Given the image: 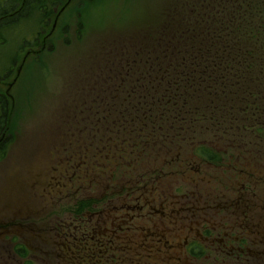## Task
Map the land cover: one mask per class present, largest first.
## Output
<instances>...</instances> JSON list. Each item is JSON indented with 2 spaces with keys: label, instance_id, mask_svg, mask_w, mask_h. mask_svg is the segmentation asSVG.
I'll list each match as a JSON object with an SVG mask.
<instances>
[{
  "label": "rangeland",
  "instance_id": "1",
  "mask_svg": "<svg viewBox=\"0 0 264 264\" xmlns=\"http://www.w3.org/2000/svg\"><path fill=\"white\" fill-rule=\"evenodd\" d=\"M5 1L0 0V4ZM238 1L69 0L54 26L55 15L47 22L41 20L38 8L25 18L0 28V92L7 95L10 109L9 120H5L7 128L3 127L0 134V144L7 137L13 139L0 159V264H67L68 250L63 244L65 234L72 236L76 228L77 221L72 210L80 198L98 196L106 186L117 183L120 180L118 177L124 175L125 171L138 170L134 164L136 161L138 165L156 167L160 166L157 161L171 160L180 153L186 158L192 157L190 144L185 150H180L175 145L176 141H170L168 148L164 149L157 146V138L150 150L142 146L148 154L143 156L144 161L139 160L141 150L132 151L127 159L114 157L111 150L118 147L120 142L108 139V126L95 122L94 111H88L90 117L85 115L83 120L78 121L81 115L76 108L79 87L82 90V82L85 81L93 82L97 87L103 86L112 74H106L107 70L114 68L125 73L123 69L133 63L132 59L149 57L150 54L144 51L146 49L141 48L148 50L150 43L164 42L173 46L175 40L170 36L179 38L177 33L184 36L192 34L193 39L186 36V41L215 39V45L223 47L231 41L223 30L231 25L232 22L227 19L237 11L234 4L237 6ZM244 2L246 16H256L264 21V12H261L264 0L241 1ZM54 13L57 14V11ZM220 15L225 18L220 20ZM79 21L82 25H79ZM244 32L243 28V35ZM258 38L255 48L264 50V33ZM237 44L246 46L242 37L237 39ZM121 52L132 59L120 61ZM257 52L260 55L256 56L255 62L259 66L258 58L261 57L264 62V52ZM111 60L117 64L111 65ZM138 61L142 62L137 64L141 68H148L149 62L153 63L149 59L148 62ZM227 61L228 58L224 57L218 63L220 68L216 75L219 87L223 85L222 74L224 81L230 76L225 72ZM94 72L100 73L104 80L96 79ZM238 73L237 70L235 100L224 95L223 101H227L235 113L241 111L242 107H248L244 116L257 107L255 111L261 113L259 118L263 120L262 75L256 69L255 72H243L241 69ZM213 84L217 86L215 82ZM243 98L246 100L241 101ZM241 120L239 117L237 122ZM224 127L216 129V132H195L194 127L187 124V132L183 135L188 142L190 138L193 142L198 141L202 136L215 149L220 147V151H224L228 144L222 138L229 136L217 132L224 130ZM58 128L62 131L58 132ZM100 132L105 135H98ZM229 133L239 143L233 147L235 151L249 149L256 152L260 166L253 171L264 177V139L254 132L246 131L244 135L243 131L236 130ZM134 143L136 141L130 142L131 145ZM91 144L93 148L87 150ZM242 163L246 165L247 162L241 160ZM195 164L197 166L195 162L192 166ZM245 170L251 171L248 166ZM112 171L115 178L110 182ZM162 172L165 174L153 176V186L163 183L168 187L185 180L178 169L166 168ZM132 175L135 177L136 173ZM256 187L258 189L259 185ZM220 191L226 193L224 187ZM252 191L255 189L249 191L250 199L254 200ZM109 194L113 199H107L103 211L90 215L98 225L107 208L124 196L123 190L117 186H111ZM163 197L170 198L168 195ZM242 197L248 199L247 194ZM36 202H40V205L34 208ZM94 210L91 207L87 213ZM8 222L12 223L11 227ZM8 230H12L10 235L5 233ZM14 237L15 241H12ZM20 243L27 245L31 253L24 257L13 254L14 246ZM77 254L84 256L86 252L82 250Z\"/></svg>",
  "mask_w": 264,
  "mask_h": 264
},
{
  "label": "flooded vegetation",
  "instance_id": "2",
  "mask_svg": "<svg viewBox=\"0 0 264 264\" xmlns=\"http://www.w3.org/2000/svg\"><path fill=\"white\" fill-rule=\"evenodd\" d=\"M112 76L123 81L102 88L111 94L102 105L115 107L119 93L123 92L126 108H131V94L135 90L131 76L122 78L120 71ZM102 117L110 123L117 121ZM134 118L129 110L122 120L131 125L137 119ZM115 135L110 133L109 139ZM183 140L184 137H178L177 145L181 146ZM221 154L208 158L192 152V157L187 158L177 154L150 173L147 167L125 171L115 184L124 196L104 213L98 229L92 227V218L81 220L80 232L83 248L88 249L89 264H100L101 258L102 264H264V194L256 187L262 182L244 172L239 150H224ZM193 162L197 166H192ZM160 167L178 169L185 180L168 187L163 183L153 186V176L162 174ZM222 187L226 189L224 194ZM252 189L256 190L252 191L254 200L250 199ZM166 195L170 198L163 197ZM146 251L150 252L148 257ZM79 258L80 262L85 260Z\"/></svg>",
  "mask_w": 264,
  "mask_h": 264
},
{
  "label": "trees",
  "instance_id": "3",
  "mask_svg": "<svg viewBox=\"0 0 264 264\" xmlns=\"http://www.w3.org/2000/svg\"><path fill=\"white\" fill-rule=\"evenodd\" d=\"M241 1L242 0L237 2V6L234 4V7H237V11L231 13L229 19H227L232 23L227 30L223 31L227 33L231 43L228 41L223 47L216 46L214 42L215 39L198 42L191 40L186 41V36L193 39V36H190L192 34H185L184 36L177 33L179 38L170 36L175 40L173 46L165 44L164 42L163 44L150 43L149 51L147 48H141L142 50L146 49L144 51H146L147 54H150L148 59L153 62H149L147 66L148 70L150 72L162 70V83L166 90L172 88V91L169 92L168 90V92L164 93L156 88L149 90L148 100H145V96L140 95V92L137 93L140 96L133 98L134 102L141 101L144 103L148 102L149 104L157 103L158 107L149 105L148 113L149 117L152 118L149 121L147 120L148 122L140 123L142 125L139 124L137 119L138 117H140V120L143 119L145 115L143 112L144 108H134V117L137 119L132 123L133 134L139 133V129L141 128L146 132L149 130L148 135L151 136V142H153L158 134L167 138L173 133L172 131L164 129L165 124H182L181 126L184 128L186 124L191 123L190 119L199 128L207 125L209 132L210 128H212L211 132H216V129L221 128L222 125L226 126L228 132L236 130L243 131L242 129H245L246 127L257 125L261 128L260 134H264V119L262 120L259 118L261 113L255 111L258 109L257 107L253 108L252 113L248 112V116H244V111H247L248 107H242L243 109L241 108V111L235 113L227 101H223L224 95H227L232 101L235 100L234 95L236 94V90L234 89V86L236 84L235 75L237 70L240 73L241 69L243 72H255L256 69V72H260L262 75V82L264 83V62H262L261 57L258 58V63H261L259 66H257L255 62L256 56L260 55L257 51L264 52L262 49L256 50L255 48L259 41L258 36L264 33V21L263 19H258L256 16H246L243 11L246 10L243 9L246 2L241 3ZM63 3L62 0H7L3 4H0V28L25 18L28 14L30 15L34 11H38L36 10L38 8H40L41 20L47 22L49 18L55 15V9L52 10V8L56 7V10H58ZM48 4H50V8H48ZM261 12H264V8ZM220 16L218 17L221 20L224 16ZM79 25H82L80 21ZM243 28L245 31L244 35L242 33ZM239 37H242L243 41L246 43V46H244L245 48L237 44V39ZM35 40H37V38ZM168 43L171 42L169 41ZM159 44L162 47V50H160L161 47ZM239 48L243 49L239 50ZM224 57L228 58L225 72L230 76L228 77V80L224 81L225 77L222 74L221 79L223 85L222 87H219V80L216 74L217 70L220 68L218 63L221 62ZM138 66H135L134 63H132L125 68L143 69ZM249 78L251 77H248V79ZM214 82L217 86L213 84ZM159 83L160 82L153 85L152 81H150L149 86H157ZM138 84H141V82L139 81ZM229 89L231 90L229 91ZM85 91L87 90L84 89L83 92ZM161 98H164V103ZM199 100H203L202 103L199 102ZM244 100L246 99H241V101ZM153 108L154 111L152 110ZM9 111L7 95L0 92V134L3 132V127L7 128L5 120H9ZM127 111L128 110H125L124 107V110L121 111L122 118ZM160 114H162L160 120L152 122L154 119H157V115L159 118ZM239 117H241L242 120L237 122ZM244 117H246V120ZM250 118H252V120H249ZM228 124L232 127H229ZM12 140L11 137L2 140V144H0V159L5 155L8 145ZM205 149L206 150L202 151H200V149L198 154L205 158L214 156L209 149ZM147 167L150 170L154 168ZM82 204L83 203H78L75 211L79 212L80 208L83 206ZM26 253L27 250L25 248L19 250V254L22 257H24Z\"/></svg>",
  "mask_w": 264,
  "mask_h": 264
}]
</instances>
